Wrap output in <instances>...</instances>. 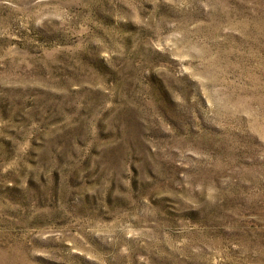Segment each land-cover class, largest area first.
I'll return each instance as SVG.
<instances>
[{
  "label": "rangeland",
  "instance_id": "1",
  "mask_svg": "<svg viewBox=\"0 0 264 264\" xmlns=\"http://www.w3.org/2000/svg\"><path fill=\"white\" fill-rule=\"evenodd\" d=\"M0 264H264V0H0Z\"/></svg>",
  "mask_w": 264,
  "mask_h": 264
}]
</instances>
